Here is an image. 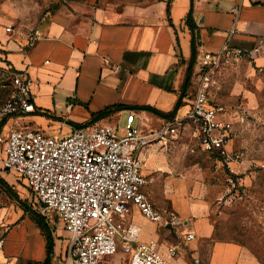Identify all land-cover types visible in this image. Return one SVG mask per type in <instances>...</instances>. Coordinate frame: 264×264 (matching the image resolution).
Masks as SVG:
<instances>
[{
	"label": "crops",
	"instance_id": "1",
	"mask_svg": "<svg viewBox=\"0 0 264 264\" xmlns=\"http://www.w3.org/2000/svg\"><path fill=\"white\" fill-rule=\"evenodd\" d=\"M20 5L0 4V59L12 73L24 72L34 82L28 94L34 111L0 117L1 135L14 126L62 137L80 127H113L130 112L136 114L133 125L148 133L168 118L145 108L168 116L178 102L171 118H182L198 83L195 61L188 74L197 32L196 55L228 43L244 50L241 65L250 64L264 76V0H67L30 35L20 32L28 31ZM190 11L193 29L186 24ZM231 70H225L224 78ZM232 91L224 95L219 85L214 102L226 108L224 118L233 123V155L241 142L239 127L245 124L235 113L242 115L245 107L232 103L240 94ZM246 107L253 108V101ZM187 145H194L189 127L167 147L153 146L140 154L146 164L143 174L153 179L142 192L155 209L180 218L182 226L150 222L135 206L126 225L138 227V241L156 242L161 252L180 244L173 264H195L194 259L196 264H258L243 246L215 239L210 187L192 160L206 153L195 146L190 153ZM3 157L0 145V264H67L69 234L61 220L34 211L37 202L27 182L4 169ZM188 233L194 240L185 241ZM127 260L119 248L102 264Z\"/></svg>",
	"mask_w": 264,
	"mask_h": 264
},
{
	"label": "built area",
	"instance_id": "2",
	"mask_svg": "<svg viewBox=\"0 0 264 264\" xmlns=\"http://www.w3.org/2000/svg\"><path fill=\"white\" fill-rule=\"evenodd\" d=\"M5 31L11 33L12 27ZM244 56V50L228 43L215 52L198 51V83L189 110L182 118L165 120L155 131L142 133L133 125L136 114L130 112L121 138L118 129L105 125L76 128L62 137L14 126L0 134L4 169L27 182L37 202L34 211L41 216L54 213L69 234L67 264H102L104 257L119 248L128 255L125 264H173L180 244L161 252L156 242H139V228L125 223L135 206L150 222L172 229L182 226L180 218L155 209L142 192L153 179L143 174L146 164L140 154L153 146L167 147L189 127L194 145L185 149L194 153L197 147L215 155L233 173L229 151L233 123L224 118L226 108L214 102L219 88L215 74ZM33 83L24 72L11 74L14 92L1 108L0 117L34 111L28 97ZM235 114L243 123L245 117ZM192 240L194 235L186 234L185 241ZM2 245L0 240V250Z\"/></svg>",
	"mask_w": 264,
	"mask_h": 264
},
{
	"label": "rangeland",
	"instance_id": "3",
	"mask_svg": "<svg viewBox=\"0 0 264 264\" xmlns=\"http://www.w3.org/2000/svg\"><path fill=\"white\" fill-rule=\"evenodd\" d=\"M65 1L0 0V4H21L22 12L25 11L23 23L28 25V31L20 32L30 35L47 13L56 10ZM227 69L232 70L228 78H224ZM11 74L7 64L0 59V110L14 92ZM215 76L224 95L229 96L233 89L236 93L240 92L232 103L238 102L245 107L242 114L245 124L239 127L241 142L232 155L234 172L231 173L218 157L203 153L192 159L193 164L201 171V181L210 187L215 239L243 246L258 264H264V76L250 64L241 65L240 59L219 69ZM248 101H253V108L246 107ZM124 125L122 120L113 126L118 129L119 138L124 136Z\"/></svg>",
	"mask_w": 264,
	"mask_h": 264
},
{
	"label": "trees",
	"instance_id": "4",
	"mask_svg": "<svg viewBox=\"0 0 264 264\" xmlns=\"http://www.w3.org/2000/svg\"><path fill=\"white\" fill-rule=\"evenodd\" d=\"M186 24L191 28L193 29L194 27V23H193V20H192V15H191V11L189 12L187 18H186ZM195 57H196V47H195V37H193V42H192V59H191V62H190V65L188 67V74L191 73V69H192V66L194 64V61H195ZM179 107V102L176 104L174 110L172 111V113L168 116H165V115H162L161 113H159L158 111L154 110V109H150V108H145L146 110L148 111H151L152 113L156 114V115H160V116H164L168 119H172V115L176 112L177 108ZM100 116V115H99ZM97 116V117H99ZM40 222V221H39ZM49 246H48V254H49Z\"/></svg>",
	"mask_w": 264,
	"mask_h": 264
},
{
	"label": "water",
	"instance_id": "5",
	"mask_svg": "<svg viewBox=\"0 0 264 264\" xmlns=\"http://www.w3.org/2000/svg\"><path fill=\"white\" fill-rule=\"evenodd\" d=\"M195 38H196V40H197V45L200 46V41H199V39H200V35H199L198 32L196 33Z\"/></svg>",
	"mask_w": 264,
	"mask_h": 264
}]
</instances>
